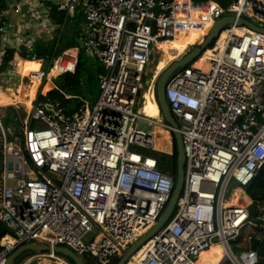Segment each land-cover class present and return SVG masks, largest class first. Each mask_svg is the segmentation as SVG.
<instances>
[{
  "label": "built area",
  "instance_id": "built-area-1",
  "mask_svg": "<svg viewBox=\"0 0 264 264\" xmlns=\"http://www.w3.org/2000/svg\"><path fill=\"white\" fill-rule=\"evenodd\" d=\"M220 7L216 21L235 22L222 28L202 61L166 81L165 98L182 138L184 183L167 221L133 253L139 254L136 264H197L217 244L222 264L258 262L257 251L240 247L238 238L253 222L240 192L264 165V32L237 21L264 28V0H229ZM54 9L65 17L82 15L75 66L80 50L97 60L99 93L92 101L63 93L79 101L68 111L38 88L20 128H7L0 115V222L6 228L0 264L26 243L46 244L50 257L63 246L79 257L89 254L93 264H109L157 224L175 185L158 156L137 151L159 152L152 143L156 125L172 135L157 103V80L146 85L145 78L155 42L173 37L174 0H4L0 41L11 13L30 23L18 36L21 46L0 44V62L8 48L26 52L0 70V87L12 78L21 82L20 60H45L29 50L64 30L51 16ZM56 58L48 59V72ZM145 92L160 117L140 112ZM9 106L17 112L15 103ZM230 186L236 190L227 194Z\"/></svg>",
  "mask_w": 264,
  "mask_h": 264
},
{
  "label": "trees",
  "instance_id": "trees-1",
  "mask_svg": "<svg viewBox=\"0 0 264 264\" xmlns=\"http://www.w3.org/2000/svg\"><path fill=\"white\" fill-rule=\"evenodd\" d=\"M194 1H206V0H194ZM4 4V0H0V7ZM175 9H176V26L174 30V35L172 38L164 39L160 41H156L154 44V53L159 54L160 59H162L165 63H167V58L172 59L173 57H178L183 54L189 45L192 42L201 43L203 39V34L205 31L211 26V24L216 21V19L222 15L223 10L212 0L202 2V3H194L190 0H175ZM51 16L54 18L55 22L64 23V30L60 34L59 37H55L53 40L42 41L38 40L32 47V53H35L38 58L48 60L51 57L56 58L61 53H63L68 48L77 47V38L81 36L82 28L81 23L83 17L81 14H78L74 17H65L63 12H58L55 9L51 11ZM201 31V36H199ZM212 47V46H210ZM25 50L22 48L17 50L15 48H8L4 51L1 62H0V70H3L7 67L9 61L15 59L19 56H25ZM77 54V52H76ZM86 54L83 50H80L74 62V56L69 57L68 63L65 66H60L54 73H49V78L41 85L42 77H38L34 81H32L29 85V93L31 99L34 100L36 92L41 85V92L45 93L48 89L52 87L51 78L57 73H63L62 71H73V72H65L61 77H63V81L61 86H57V89L50 90L46 97L50 99H54L61 106H65L70 103V99H66L63 93L70 95H81L80 93H74L73 91L78 90V85L82 83L81 74L84 68V56ZM47 56V58H46ZM57 57V58H58ZM58 60H61L59 57ZM74 64V65H73ZM75 67V69H74ZM99 69L98 63L93 66L92 69H87V81L89 83L97 82V72ZM1 90V89H0ZM2 91V90H1ZM9 92V91H8ZM90 92H88L89 94ZM3 99H0V104L4 101L6 102H15L17 110H21L20 112L28 113L25 109V104H22L16 99V94L14 92L6 93ZM144 96L150 100L148 93L145 92ZM143 96V97H144ZM43 98V97H41ZM77 105V104H75ZM142 108H140V111ZM19 112V113H20ZM25 114V115H26ZM169 148L171 153L172 143L169 135ZM173 139V149L170 154L171 157V166L167 169L166 166H162L164 170H167L176 180L177 175V158L178 152L176 147V141L172 134ZM246 194V206L249 210L250 217L253 219L254 223L257 225L261 224L264 221L261 218V213L259 211V204L264 202V165L258 170L254 179L247 185L245 188ZM258 229L260 227H257ZM6 228L0 222V238L5 234ZM250 248L257 251L258 254V262L257 264H264V239H253L251 242ZM58 256H62L60 253H56ZM69 258V257H68ZM20 257H18L13 264H16L19 261ZM70 259V258H69ZM116 260V261H115ZM119 258L113 259L109 264H117ZM206 264H219L222 261V256L218 255H209L204 259ZM70 262L74 264V262L70 259ZM86 263V262H85ZM87 264V263H86Z\"/></svg>",
  "mask_w": 264,
  "mask_h": 264
},
{
  "label": "rangeland",
  "instance_id": "rangeland-1",
  "mask_svg": "<svg viewBox=\"0 0 264 264\" xmlns=\"http://www.w3.org/2000/svg\"><path fill=\"white\" fill-rule=\"evenodd\" d=\"M217 2L220 6L224 7L225 4L229 2V0H217ZM9 19H10L11 23L12 22L14 23L15 14L11 13L9 15ZM199 36H201V31H200ZM203 38H204V34H203ZM191 44L186 49V51H185L186 53L191 51L192 49H194L196 46H198L199 43L197 44L196 42H192ZM29 51H32V50H29ZM67 52H69L68 57H72V56L76 55V48L75 47L68 48L62 54H65ZM62 54H60L59 57H61ZM183 54H181L180 56L175 57V58L173 57L172 59L167 58V63H165L162 59H160L159 54L154 53L152 58H151V61L149 62V65L146 69V72H147V75L145 78L146 85L152 83L155 79L157 80V77L160 75L162 70L168 64H170L172 61L182 57ZM59 57L54 60V63L56 61H58ZM200 57H201V54H199L195 60L188 63V65H192L194 62L198 61ZM83 60H84V68H83V71L81 74L82 83L78 85V90L73 91V92L74 93H80L83 97L92 101V100L96 99V97L99 93V88H98L97 82H94L95 84H93V83L91 84L87 81L86 70L92 69L93 66H95L97 64V60L94 57L88 56V55H85ZM25 61H27V60H25ZM48 66H49L48 60H39V61H36L33 63L32 62L27 63V67H26L27 72L25 73L24 78L29 79V78H31V76L33 77L35 75L41 76L40 73H42L43 74L42 83H41V85H42L46 81V79L49 78ZM61 75H63V73L62 74L57 73L56 75H54V79L51 80L52 84H54V89H57V86H61V83L63 81V79H62L63 77H61ZM19 84H20V82L18 79L12 78V79H10L9 83H7L6 85H3V88L2 87H0V88H1V90H4V92H6V93H10V90H7L8 88H10L12 90V92H14L15 94L19 93V95L17 97V100L19 102H21L22 104H32L33 99H31L30 93L28 92L26 94L21 89L19 91L18 90ZM88 92H90V93L88 94ZM42 95H43V93H42ZM78 102L79 101L77 99L71 98L70 103L66 104L64 106V108L68 111L72 110L77 106L75 104H78ZM9 107L10 108H7L8 116L10 118H13V119L15 118V116H17L18 117L17 124L20 128L21 127V121L24 119V115L26 113L20 112L21 110L20 111L17 110V112L15 113L14 107L13 106H9ZM139 108H142V110L140 112L145 114V115H149V116L153 117L156 114L155 108H154L153 104L149 101L147 96L143 97V95H142V100H141ZM169 135H170L171 143H172V135L167 129H164L163 127H155V138H156V141L158 143V148L156 151H159V152L154 153V152H151L149 149H143V148H137V151L142 153V154H145V155L158 156L161 163L165 164V166L168 169L171 166V163H170L171 162V157H170L171 153H168L170 151ZM172 147H173V144H172ZM171 151H172V149H171ZM54 178L58 179V176L54 174ZM235 190H236L235 186H230L227 194L231 191L234 192ZM244 198L246 199V197H244ZM259 205H262V207L264 209V202H262ZM263 213H264V210H263ZM260 216L264 220V215L261 214ZM257 227H260V228L258 229ZM94 234H95V232L90 233L85 238V243L88 242V240ZM253 239H260V240L264 239V221H262V223L259 225H257V223L252 222V224L249 227H247L242 232L241 236L238 238V243H239L238 245L242 248H249L251 246V242ZM239 249L240 248L234 247L235 252H238ZM61 255L62 256H58L57 254H55L52 257H50L45 252H34V251L27 250L18 256V257H20V259L16 264H72L70 262V259L68 258V256H66L64 254H61ZM80 257L87 264H93L96 262V260L93 257H91L89 254L82 255ZM120 259L121 258H119V260ZM119 260L117 261V264H118ZM202 262L205 263L204 259Z\"/></svg>",
  "mask_w": 264,
  "mask_h": 264
},
{
  "label": "water",
  "instance_id": "water-1",
  "mask_svg": "<svg viewBox=\"0 0 264 264\" xmlns=\"http://www.w3.org/2000/svg\"><path fill=\"white\" fill-rule=\"evenodd\" d=\"M234 18L232 17H222L218 19L209 29L207 35L204 37L202 42L196 46L194 49L191 51L185 53L182 55V57L174 60L172 63H170L158 76L157 82H156V98H157V103L160 109V112L162 113L164 120L172 126V134L174 136V139L176 141V147H177V152H178V158H177V175H176V180H175V185L174 189L171 195V198L160 216L157 224L150 229L145 235L140 237L131 247L126 251V253L121 257L119 260L118 264H125L127 258L132 255L140 245H142L146 240H148L152 235L156 233V231L162 226V224L167 221L169 216L174 210L175 203L177 198L179 197L181 190L183 188V183H184V154H183V144H182V138L181 134L177 130L178 125L177 122L175 121L170 107L167 103V100L165 98V85L166 81L169 78L171 74H173L176 70L179 68H182L186 66L188 63L191 61L195 60L199 54H201L205 49H207L213 41L216 39L218 36L219 32L222 30V28L229 24V23H234ZM237 24L239 25H246L254 30L264 32V28L258 27L257 25L244 20L240 19L237 21ZM77 43H78V48L82 49L83 48V40L82 38L78 37L77 38ZM48 246L46 244H35V243H26L23 245H20L17 247L15 250H13L8 258L5 264H13L14 261L17 259V257L27 251H34V252H46L48 251ZM54 251L56 253H61L66 256H68L74 264H86L81 257H79L74 251L67 247L63 246H56L54 248Z\"/></svg>",
  "mask_w": 264,
  "mask_h": 264
},
{
  "label": "bare ground",
  "instance_id": "bare-ground-1",
  "mask_svg": "<svg viewBox=\"0 0 264 264\" xmlns=\"http://www.w3.org/2000/svg\"><path fill=\"white\" fill-rule=\"evenodd\" d=\"M174 12H176V9H175V0H174ZM212 25V24H211ZM175 26H176V13H174V30H175ZM173 35H174V31H173ZM222 38H223V36H221L219 39H218V42H217V44H219V43H221V41H222ZM183 51H186V49H184ZM201 59V61L204 59V57H200ZM68 60H69V57H68V59H67V61L65 62V63H63V64H59V63H54L53 64V66H52V68L49 70V73L51 72V73H54V72H56V70L58 69V67H60V66H65L67 63H68ZM30 62H36V61H25V60H20L19 62H18V64H17V69L21 72V73H23L25 70H26V67H27V63H30ZM173 62V61H172ZM171 62V63H172ZM169 65V64H168ZM167 65V66H168ZM166 66V67H167ZM165 67V68H166ZM164 68V69H165ZM163 69V70H164ZM162 70V71H163ZM23 75V74H22ZM38 77H41V76H35V77H32V78H30L29 80H27V81H25V82H23L22 84H21V86H20V89L24 92V93H28L29 92V85H30V83L32 82V81H34L35 79H37ZM6 94H5V92L4 91H1L0 90V99H3L4 98V96H5ZM16 102V100L14 101V102H6V101H4V102H2L1 104H0V115H1V117H2V119H3V121H4V123H5V125H6V127L7 128H9V127H11V126H14L16 123H17V119H13V118H10L9 116H8V111H7V108H10L9 107V105H12L13 103H15ZM152 104H153V106H154V108H155V111H156V114L153 116V117H160V113H159V109H158V107H157V105L155 104V103H153L152 101H150ZM16 106V105H15ZM25 109H26V111L27 112H29L30 111V109H31V104H25ZM139 110H140V108H139ZM26 116V115H25ZM149 116V115H148ZM152 117V116H151ZM155 127H161V126H159V125H156ZM152 143H153V148L155 149V151L157 150V148H158V143H157V141H156V138H155V128H154V134H153V138H152ZM240 197H241V201H244L245 200V194L241 191L240 192ZM138 255L139 254H133V256H132V258H131V260L129 261V262H127V264H136L137 263V258H138ZM209 255H218V256H222V261L219 263V264H222V262H223V259H224V250H223V247H222V245H220V244H217V245H213V246H211L207 251H204V252H202L201 254H200V257H199V259H198V261H197V264H206V263H204V262H202L203 261V259H205L207 256H209Z\"/></svg>",
  "mask_w": 264,
  "mask_h": 264
},
{
  "label": "crops",
  "instance_id": "crops-1",
  "mask_svg": "<svg viewBox=\"0 0 264 264\" xmlns=\"http://www.w3.org/2000/svg\"><path fill=\"white\" fill-rule=\"evenodd\" d=\"M14 14V13H13ZM9 21H10V19H9ZM30 23V21H29V19H28V17L27 16H25V15H18V14H15V21H14V23L12 22L11 23V21H10V30H9V32H8V34H7V36H5L4 37V40L3 41H0V44L3 46V47H7V46H9V47H18L19 45L21 46V43L22 42H24V41H21L22 39H20L19 40V38H18V36H20L21 35V32L24 30L23 28H24V25H26V24H29ZM82 27V26H81ZM23 44V43H22ZM76 52H77V48H76ZM68 53L69 52H67V53H65V54H62L61 55V60H58V61H56V63H59V64H63V63H65L66 61H67V59H68ZM184 55V54H183ZM75 58H76V55H75V57H74V62H75ZM74 65V64H73ZM64 71H66V70H64ZM64 71H62V72H64ZM27 72V70H25L22 74H23V77H22V80H21V82H20V84H19V88H18V90L20 91V86H21V84L23 83V82H25V81H27V80H29V79H25L24 78V76H25V73ZM35 76H39V75H35ZM35 76H33V77H35ZM31 78H32V76H31ZM52 79H54V76L51 78V80ZM40 89H41V86L39 87ZM52 89H54V84H52V87H51ZM48 89L47 91H46V93H43L44 95H47V93L50 91V90H52V89ZM7 90H10V92H12V90L10 89V88H8ZM18 95H19V93L18 94H16V99H17V97H18Z\"/></svg>",
  "mask_w": 264,
  "mask_h": 264
}]
</instances>
